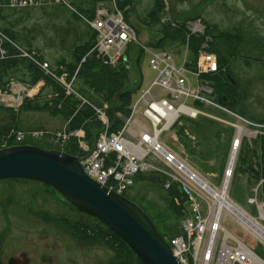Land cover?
<instances>
[{"label":"trees","instance_id":"16d2710c","mask_svg":"<svg viewBox=\"0 0 264 264\" xmlns=\"http://www.w3.org/2000/svg\"><path fill=\"white\" fill-rule=\"evenodd\" d=\"M103 3H106L109 11L121 12L125 20L135 28L137 36L141 32L134 25L136 20L153 34L159 35L156 40L148 43V47L157 50H168L176 44H185L187 20L198 18L194 16L187 19L172 14L164 21V14L168 15L175 9L173 0H154L146 15L143 17L138 15L139 18L134 21L131 18L135 11V0H73L72 8L56 4L53 0H44L42 8L43 4H52L55 16L61 17L62 22L58 27L55 23L59 44L56 46L57 49L65 45L70 34L75 37L67 56L56 57L52 53V56H49L47 46L38 44L29 31L31 28L26 21L30 19L36 7L17 8L10 5V0H0V30L21 49L35 54L42 61H50V69L54 75L43 72L15 46L6 45V55L0 56V92L8 93L13 82L22 83L27 87L36 86L40 82L44 84L33 97H24L18 110L14 112L17 120L14 117L0 125V148L4 142L10 145L18 144L14 142L13 132L23 130L19 118L21 114L27 112H47L58 122L61 121L62 127L54 130L65 128L68 132L84 131L85 140L91 149L95 146L104 126L97 109L105 110L111 132H118L123 128L125 120L131 113L133 96L139 89L130 88L132 69L135 65L141 70L146 54L141 46L131 43L125 53L128 63L122 58L118 64L111 65L99 55L95 48L98 31L92 27L91 22L96 17L99 4ZM108 3H111V6ZM204 22L207 27L205 32L211 36V41L203 37L205 33L191 35L187 46L189 57L187 67L194 71L197 69L199 48L207 45L216 55L217 68L213 72L202 74L201 80L208 81L213 86L217 103L244 118L249 117L246 103L250 96V81L246 80L244 83L239 79L233 63L243 59L248 66L254 62L263 65L264 36L257 31H243L241 28L233 31L222 30L206 20ZM49 47H55V43L52 42ZM254 52H257V55H252ZM62 77L71 85V89L59 80ZM0 110H3V107L0 106ZM47 142L41 145L37 140L26 139L21 144L64 151L73 156L86 154L79 148L76 139L64 142L60 146ZM258 147L260 149L256 165L258 169L255 171L250 165L248 171L253 182H261L260 192L264 198V134L260 136ZM165 180L166 176L160 172H141L135 176L134 185L124 192L123 196L139 205L161 235L170 240L182 233L181 222L188 215V210L180 185L173 183L169 190H164ZM70 208L81 218L65 220L66 230L78 241L106 249L109 259L105 264H144L130 246L105 223L72 206Z\"/></svg>","mask_w":264,"mask_h":264},{"label":"rangeland","instance_id":"374dc122","mask_svg":"<svg viewBox=\"0 0 264 264\" xmlns=\"http://www.w3.org/2000/svg\"><path fill=\"white\" fill-rule=\"evenodd\" d=\"M153 1L135 0L132 21L139 18L138 15L145 16L153 5ZM173 1L175 9L168 15L164 14L163 20L170 18L172 14L187 19L188 17H198L187 20L185 44H180L181 46L176 44L171 49H166L176 57L178 66L180 64L182 66L184 62V60L181 61V57L185 58L191 35L205 33L203 37L207 41H211V36L205 32L207 27L204 20L222 30L233 31L236 28H241L243 31H257L261 36H264V0ZM43 5V8L42 5L37 6L30 19L26 21L28 27L31 28L28 30L34 35L38 44L47 46L49 56L53 54L56 57L67 56L68 49L75 42V37L70 34L65 45L59 46L58 49L61 52L58 51L56 47L59 45L58 33L55 23L58 27L62 22L60 21L61 17L55 16L52 4ZM108 5L111 6V3ZM101 7L107 8L106 3L99 4L98 9ZM134 25L141 32L138 36L141 44L148 45L151 40H156L159 37V35L150 32L140 21L136 20ZM52 42L55 43L53 48L49 47ZM252 55H257V52ZM212 56L215 55L207 45L201 46L197 61L199 62L200 59L201 64L199 63V67L197 64L195 71L190 69L191 71L184 72L189 86L193 90L201 87L203 83L197 75L198 70L208 72L204 64H207L209 68L214 66L215 62L217 65L216 56L214 63ZM134 57H136L135 53ZM233 64L239 79L244 83L246 80L250 81V96L246 103L249 117L244 118L237 113L231 114L223 110L215 100L213 86L208 83L212 93H205L204 96L211 102L189 100L188 103L198 110L199 114L194 118L184 117L181 120L182 125L178 124L172 130L163 132L162 124L158 129L160 133L158 140L176 153L182 161L188 163L204 180H207L211 185L221 187L225 181V172L229 168L233 141L241 130L243 141L238 149L233 175L230 178V197L242 211L248 212L260 221V203L264 201L260 192L261 182H253L248 168L251 165L255 171L258 169L256 166L260 156L258 143L260 136L264 134V123H262L264 121V64L254 62L248 66L243 59H238ZM157 76L158 72L150 67L149 56L146 55L141 64V70L135 65L132 69L130 88H139L133 97L136 99L137 93L146 89H151L152 95L156 98L166 97L167 94L163 88L151 87ZM15 83L17 85H14V90L0 95V106L3 107V110H0V125L14 117L17 120L14 112L18 110L24 97H33L44 84L40 82L36 86L29 87L27 91H23L18 89L19 83ZM102 111L108 119L105 110L102 109ZM137 118L145 124L148 123L140 114L137 115ZM19 119L24 127L22 131L26 133L33 129L54 130L62 127V122L60 120L58 122L47 112H27L21 114ZM126 136L131 138L129 133H126ZM37 141L41 145L47 142L46 139ZM133 192L134 190L131 191V194ZM252 199H256V202L252 203ZM200 203L202 210L209 213L208 201L201 199ZM70 207L58 192L43 183L17 179L0 180V253L3 264H8L11 255H20L21 253L28 255L30 259L28 264H105L109 259L106 249L78 241L73 234L66 230L65 220L81 218ZM241 223L234 212L225 211L222 217L224 230L221 229L218 233V240L222 241V238L226 236L225 232H228L233 236L229 240L230 244H237V239H239L264 259V237ZM258 224L264 229L263 219Z\"/></svg>","mask_w":264,"mask_h":264},{"label":"built area","instance_id":"2783aa9c","mask_svg":"<svg viewBox=\"0 0 264 264\" xmlns=\"http://www.w3.org/2000/svg\"><path fill=\"white\" fill-rule=\"evenodd\" d=\"M44 0H10V5L17 8L36 7ZM56 4L72 8L73 0H53ZM99 32V42L96 50L106 63L116 65L123 56V50L130 44L136 43L137 37L134 29L125 21L121 12H108L105 9L98 11L97 17L91 22ZM15 46L20 53L32 61L43 72L52 75L50 65L42 61L35 54L29 53L11 41L0 30V56L6 55V45ZM150 67L158 72L156 80L151 87L159 86L166 92V97L156 98L151 89L141 92L134 102L131 115L125 126L118 132L109 130V121L101 109H97L99 117L104 123L96 145L91 149L85 140L82 130L68 132L65 128L59 130L33 129L13 132L14 142L21 144L26 139H46L54 145H62L71 139H76L79 148L88 153L81 160L86 174L102 186L123 194L134 185L135 176L141 172H160L166 176L163 189L169 190L173 183H178L182 197L188 210V215L182 221V233L170 240V245L182 264H264V259L256 254L247 244L237 239V244H230L232 235L225 232L222 241L218 240V233L223 229L222 217L225 211L234 212L245 227L255 232L259 222L264 219V201L260 203V216L258 221L248 212L242 211L229 198V179L231 171H227L225 181L221 187L211 185L201 177L188 163L166 145L159 142L158 129L163 124V132L170 130L183 115L196 117L199 111L187 102H211L205 93H212L208 83L203 82L201 87L193 90L184 75L187 69V54L182 66L178 67L175 58L166 51L150 52ZM214 63L215 57L212 56ZM198 62V67L200 63ZM201 64V63H200ZM206 71L216 69L215 65ZM204 70H198L200 76ZM68 89L64 77L59 79ZM228 113V109L221 107ZM140 114L148 120L143 123L137 115ZM129 133L132 139L126 136ZM158 133V135H156ZM5 144V145H4ZM3 145L6 146L5 142ZM208 201L209 213L202 210L200 200ZM252 203L256 199L251 200ZM259 204V203H258ZM264 231L263 227L259 226ZM224 230V229H223ZM263 237V236H262Z\"/></svg>","mask_w":264,"mask_h":264},{"label":"water","instance_id":"95a60500","mask_svg":"<svg viewBox=\"0 0 264 264\" xmlns=\"http://www.w3.org/2000/svg\"><path fill=\"white\" fill-rule=\"evenodd\" d=\"M81 158L35 145L0 149V180L45 183L72 207L105 223L144 264H181L168 241L135 202L102 186L84 171ZM25 254L10 264H27ZM1 264V256H0Z\"/></svg>","mask_w":264,"mask_h":264},{"label":"bare ground","instance_id":"6f19581e","mask_svg":"<svg viewBox=\"0 0 264 264\" xmlns=\"http://www.w3.org/2000/svg\"><path fill=\"white\" fill-rule=\"evenodd\" d=\"M240 132H241V130H240L239 133L236 135V138H235V140H234V141H238V143H239V141H240V139H241V137H240ZM238 149H239V146H237L236 148L233 147V149H232V155H231L230 162H229V167H230L231 169L234 168V166H235ZM256 230H258V231L261 233V235L264 237V231L261 230V228H260L259 226H257Z\"/></svg>","mask_w":264,"mask_h":264},{"label":"flooded vegetation","instance_id":"af4514ba","mask_svg":"<svg viewBox=\"0 0 264 264\" xmlns=\"http://www.w3.org/2000/svg\"><path fill=\"white\" fill-rule=\"evenodd\" d=\"M40 184H42V182H40ZM43 184H44V183H43ZM44 185L46 186V184H44ZM22 254H24V253H21L20 255H11L8 264H10V261H11V259H12L13 257H20ZM25 255H26L27 258H28V262H27V264H28V263H30V259H29V257H28L27 254H25ZM0 256H1V253H0ZM1 264H3V262H2V257H1Z\"/></svg>","mask_w":264,"mask_h":264}]
</instances>
